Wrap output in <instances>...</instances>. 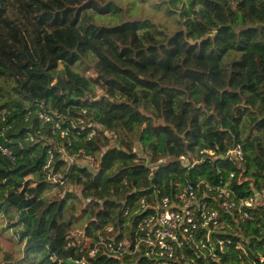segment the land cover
I'll return each instance as SVG.
<instances>
[{
	"label": "trees",
	"instance_id": "trees-1",
	"mask_svg": "<svg viewBox=\"0 0 264 264\" xmlns=\"http://www.w3.org/2000/svg\"><path fill=\"white\" fill-rule=\"evenodd\" d=\"M183 1L158 0L167 34L114 0H0V148L15 157L0 150V233L30 264H73L109 228L121 239L127 208L178 184L264 192V0ZM236 146L242 162L221 158ZM250 214L221 211L232 244L189 264H264V200Z\"/></svg>",
	"mask_w": 264,
	"mask_h": 264
},
{
	"label": "built area",
	"instance_id": "built-area-1",
	"mask_svg": "<svg viewBox=\"0 0 264 264\" xmlns=\"http://www.w3.org/2000/svg\"><path fill=\"white\" fill-rule=\"evenodd\" d=\"M40 118L43 123L50 121L45 115H40ZM30 139L33 140L32 137ZM0 150L14 162L11 152L5 148ZM205 153L213 154L210 151ZM83 158L88 163L93 162L85 153ZM221 158L242 162L244 152L241 146H236ZM181 161L186 163L187 159L182 157ZM51 163L52 157L46 170L50 169ZM233 177L234 174H231ZM235 198L236 194L229 185L213 187L206 182L178 184L168 196L152 202L144 198L139 200L132 214L130 207L127 208L124 216L127 221L121 239L112 228L106 229L107 234L98 235L89 251L84 254L78 252L68 260L73 264H94L100 254H108L130 264L142 260L150 264H189L188 261L194 262V259L188 254L197 252L204 259H216L233 242L223 235L225 226L220 212H236L240 218L252 221L254 217L250 211L257 209L258 201L264 200V192L244 200ZM238 245L243 247L241 242Z\"/></svg>",
	"mask_w": 264,
	"mask_h": 264
},
{
	"label": "rangeland",
	"instance_id": "rangeland-1",
	"mask_svg": "<svg viewBox=\"0 0 264 264\" xmlns=\"http://www.w3.org/2000/svg\"><path fill=\"white\" fill-rule=\"evenodd\" d=\"M114 2L119 4V6H122L128 12L127 18L130 20L148 19L166 31L167 34H173L179 29L175 22V18L166 14L165 6L161 8L158 7V0L157 2L155 0H148L143 3L141 0H114ZM182 2L184 1L182 0ZM225 64L226 62L223 63V65ZM116 100L118 102L121 101V97L118 96ZM30 141L32 140L30 139ZM136 151L140 155H143L141 149L137 148ZM89 166H91V164H89ZM58 180L59 178H57V181ZM82 207L83 205L77 203V211L75 212V216L80 218L77 223L76 231L78 232L82 230V227L87 222V215L82 214ZM0 224V226L3 225V227H6L7 220L0 219ZM22 249L23 246L19 245L18 239L14 236L12 230H7L3 233H0V264L7 263L5 262V258L8 255L11 256L12 260L17 262V264H30V262L26 260Z\"/></svg>",
	"mask_w": 264,
	"mask_h": 264
},
{
	"label": "water",
	"instance_id": "water-1",
	"mask_svg": "<svg viewBox=\"0 0 264 264\" xmlns=\"http://www.w3.org/2000/svg\"><path fill=\"white\" fill-rule=\"evenodd\" d=\"M214 37H215V34L214 35H211V36H207L206 38H203V39L198 40L196 42H194L193 40H189V43L190 44H193V45H196V44L202 43V41H204V40H208L209 38H214Z\"/></svg>",
	"mask_w": 264,
	"mask_h": 264
}]
</instances>
